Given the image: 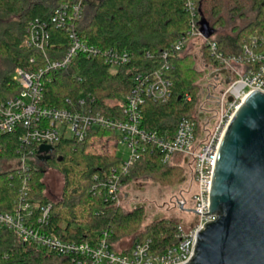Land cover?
Here are the masks:
<instances>
[{"label": "trees", "instance_id": "1", "mask_svg": "<svg viewBox=\"0 0 264 264\" xmlns=\"http://www.w3.org/2000/svg\"><path fill=\"white\" fill-rule=\"evenodd\" d=\"M26 1L0 0V54L11 66V70L0 80L1 102L20 94L12 79L17 69L36 71L45 64L41 52L24 46L29 25L40 22L47 26V56L51 60H59L70 48V41L67 32L57 30L52 24L54 12L62 4L79 3L84 10L83 19L77 25L79 38L101 52H125L129 61L120 68L112 69L102 56L87 59L78 55L69 70L51 73L45 78L44 104L66 109L68 101L76 104L80 99L89 103L94 100L96 111L107 117H120L122 108L119 103L131 92L135 77L140 73H154L169 64L171 99L165 105L146 102L142 107V128L147 133L172 137L182 119L197 121V110L204 97L199 85L200 77L204 76L205 69L210 74L220 70L221 66L212 57L207 45L198 49L200 58L189 52L193 37L189 35L191 13L186 7L187 0H57L53 6L41 1L28 6ZM191 1L198 12L197 23L202 19L209 22L208 17L217 18L211 26L216 31L225 24L221 15L224 9L232 18H244L246 5L250 6L251 10L257 11L255 22L243 29H236L235 35L217 37L215 34L210 40L217 44L218 53L225 58L241 59L247 66L246 46L254 54L264 51V0ZM15 16L19 17V22L9 23ZM178 43L184 45L180 52L175 48ZM165 53L168 54L167 59L163 57ZM198 59L203 64L201 71L196 67ZM187 96L191 98L190 102L186 100ZM217 99L218 96L215 98L216 112ZM201 133L198 125L197 134ZM22 134L19 130L1 139L3 152L0 157L19 159ZM105 136L112 135L99 131L91 136L85 146L64 141L56 147V153L45 164L55 167L62 177L57 200L47 195L44 171L30 167L26 173L17 169L1 174L0 212L13 211L20 198L27 193L38 204V208L34 209L36 218L41 216L44 208L52 206L47 231L67 242L95 243L103 233H108L116 252L122 251L118 249L122 241L143 236L153 240L158 253L173 247L177 244L175 227L180 220L164 219L144 224V209L126 212L123 206L91 193L96 184L95 178L105 179L115 172L119 173L123 166V160L109 155L107 145L102 144ZM93 138L101 143L96 152L91 150L95 146L91 143ZM121 175L123 188L147 177L153 178L161 186H168L177 184L187 176L183 167L165 165L159 152L140 157L126 176ZM0 264L73 263L43 249L23 245L12 232L0 229Z\"/></svg>", "mask_w": 264, "mask_h": 264}, {"label": "built area", "instance_id": "2", "mask_svg": "<svg viewBox=\"0 0 264 264\" xmlns=\"http://www.w3.org/2000/svg\"><path fill=\"white\" fill-rule=\"evenodd\" d=\"M186 7L191 13V47L199 49L205 45L209 46L212 57L221 66L220 70L226 69L232 79L229 86L224 87L217 95V112L212 125L203 121L197 110V121L182 119L172 137L167 134L147 133L142 128L144 104L151 102L165 105L171 99L169 64L154 73H140L135 77L131 92L119 103L122 108L120 117H107L96 111L94 100L89 103L80 99L76 104L68 101L69 106L66 109L46 106L45 78L51 73L69 70L78 55L87 59L102 56L112 69L120 68L129 61L125 52H101L97 47L90 46L79 38L77 25L82 21L84 14L79 3L62 4L54 12L52 24L57 30L67 32L70 41V48L59 60H51L47 56V26L40 22L29 25L24 46L41 52L45 64L36 71L17 69L12 79L20 89L19 96L6 102L0 101V155L3 152L1 139L21 130L23 134L19 139L18 169L24 173L29 172L32 167L28 164L29 160L39 162L40 157L52 158L56 147L64 141L85 146L91 136L99 131L111 134V138L115 140L112 156H118L119 145H125L131 151L130 159L123 162L119 173L115 172L105 179L95 178L96 184L91 189V193L104 196L117 206H123L127 198L124 197L125 188L121 187V174L126 176L129 168L140 157L159 152L165 165L183 167L187 176L191 175L195 191L190 203L180 198L178 209L193 217L189 222L181 221L176 225L177 244L158 253L154 249L153 240L143 236L140 239H132L127 248L116 252L108 233H103L95 243L67 242L47 231L52 206L48 205L42 210L41 216L36 218L34 209L38 208V204L31 200L27 193L20 198L13 211L0 212V229L12 232L23 245L70 259L73 264H190L193 261L198 236L208 222L217 219V216L209 213V207L212 173L222 139L248 97L254 92L264 94V51L254 54L246 46L244 53L248 58V66L242 63L241 59L225 58L218 53L217 44L210 39L206 40L201 34L194 2L187 0ZM175 48L180 52L184 45L178 43ZM163 57L167 59L168 54L165 53ZM229 98H232V102H229ZM186 100L190 102L191 98L187 96ZM198 125L202 129L199 135ZM208 125H211L210 130H207ZM42 146L52 147L54 152L40 154L39 149ZM189 204H192L193 210H189Z\"/></svg>", "mask_w": 264, "mask_h": 264}, {"label": "water", "instance_id": "3", "mask_svg": "<svg viewBox=\"0 0 264 264\" xmlns=\"http://www.w3.org/2000/svg\"><path fill=\"white\" fill-rule=\"evenodd\" d=\"M200 32L206 40L216 34L205 19L200 21ZM219 75L227 78L224 87L229 86L230 73L222 69L213 76ZM53 152L49 146L39 149L40 154ZM39 159L46 162L51 157ZM209 213L217 219L198 236L190 264H264V94L260 92L248 97L222 139L212 173Z\"/></svg>", "mask_w": 264, "mask_h": 264}, {"label": "rangeland", "instance_id": "4", "mask_svg": "<svg viewBox=\"0 0 264 264\" xmlns=\"http://www.w3.org/2000/svg\"><path fill=\"white\" fill-rule=\"evenodd\" d=\"M40 1L45 2L50 6H53L56 4L57 0H27L26 5L29 6L32 3L40 2ZM91 11L92 10H90V12ZM244 14H245L244 18H240V17L232 18L228 10L224 9L221 15L224 19L225 24L223 27L217 28L216 36L220 37L221 35H226V36L235 35L236 29H243L247 25L256 21L257 11L251 10L250 6L246 5V10H244ZM208 19L211 26L217 20V18L213 19L212 17H208ZM18 22H19L18 16H15L9 20V23H18ZM189 52L200 58V54L197 47H190ZM196 67L198 71H201L203 69V64L201 59L197 60ZM9 70H11V66L9 65L8 60L5 58V56L0 54V80L2 78V75H4ZM204 71H205L204 76L202 75V77H200L199 80V85L202 87V89L203 86L207 85L208 78L210 75L207 69H205ZM212 124L213 122L211 123V125ZM211 125L207 126V130L211 129ZM101 142L102 144L107 145L108 153L109 155H111L114 149L115 140L113 141L111 137L105 136L103 138V141ZM91 143L92 145H95L94 148L91 149L93 151L99 149L100 146L99 144H101L100 141L96 140L95 138L92 139ZM117 155L120 158H122L123 162H127L130 159L131 151L127 148V146L119 145L117 149ZM28 164L38 170L45 172L44 183L47 187V195L51 199L57 200L61 192L62 177L58 173L56 168L45 164V162L43 161L38 162L37 160L36 161L29 160ZM19 167H20L19 160H8L0 157V175L11 173L12 171L17 170ZM187 177L188 178L181 185L178 182L177 184H173V185L171 184L168 186L159 185L151 177L142 178L141 180L134 181L124 190V197L125 196L127 197L129 195L123 203L124 210L126 212H130L133 210L132 208L133 205L135 204L144 205L147 209L145 210L146 215H145L144 224L152 223L154 221L153 217L157 215H161L166 219L180 220L182 222L191 221L193 217L191 214L182 213L178 211L176 208L169 207V203L171 202L174 195H178V193L182 189L191 188L192 192L191 195L189 196V202H190L193 192L195 191V184L191 175H188ZM188 208L190 209V205L188 206ZM128 241L130 240H125L119 243L118 249L123 250L127 248L129 246Z\"/></svg>", "mask_w": 264, "mask_h": 264}, {"label": "flooded vegetation", "instance_id": "5", "mask_svg": "<svg viewBox=\"0 0 264 264\" xmlns=\"http://www.w3.org/2000/svg\"><path fill=\"white\" fill-rule=\"evenodd\" d=\"M217 71L219 70H214L213 72L210 73L207 85L203 86L204 97L202 98L201 104L198 107V111L201 115V119H203V121H205L206 123L208 121L209 124L213 122L216 113L215 98L218 95V93L224 88V84L227 80V78L221 75L214 77L213 75L217 73ZM191 192H192L191 188L180 190L178 195H174V197L172 198L171 202L169 203V207L176 208L179 211L178 203L180 198L182 197L183 199L188 201V203H190L189 196L191 195ZM189 205H190L189 210H193L192 204ZM137 207H141V209L147 210L144 205L135 204L132 206L133 210ZM164 219L166 218L161 215H157L153 217V220L155 221H160Z\"/></svg>", "mask_w": 264, "mask_h": 264}, {"label": "crops", "instance_id": "6", "mask_svg": "<svg viewBox=\"0 0 264 264\" xmlns=\"http://www.w3.org/2000/svg\"><path fill=\"white\" fill-rule=\"evenodd\" d=\"M129 242V241H128ZM130 243V242H129ZM130 245V244H129Z\"/></svg>", "mask_w": 264, "mask_h": 264}]
</instances>
